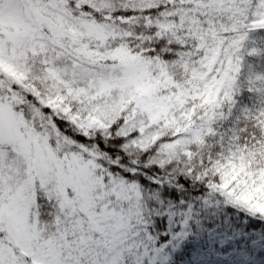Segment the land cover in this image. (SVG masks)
I'll return each instance as SVG.
<instances>
[{
    "label": "snow or ice",
    "instance_id": "snow-or-ice-1",
    "mask_svg": "<svg viewBox=\"0 0 264 264\" xmlns=\"http://www.w3.org/2000/svg\"><path fill=\"white\" fill-rule=\"evenodd\" d=\"M0 264H264V0H0Z\"/></svg>",
    "mask_w": 264,
    "mask_h": 264
}]
</instances>
